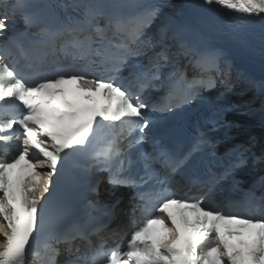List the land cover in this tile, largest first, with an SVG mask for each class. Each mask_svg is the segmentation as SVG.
Wrapping results in <instances>:
<instances>
[{"label": "snow or ice", "instance_id": "snow-or-ice-1", "mask_svg": "<svg viewBox=\"0 0 264 264\" xmlns=\"http://www.w3.org/2000/svg\"><path fill=\"white\" fill-rule=\"evenodd\" d=\"M4 2L0 0V5ZM202 3L264 19V0ZM22 7L24 0H15L13 15ZM83 15V21L69 20L55 31L41 28L36 35L45 41H26L29 49L39 45L54 56L60 41L61 52L73 50L71 62L49 63L50 75L29 78L17 63L8 62L14 50L19 54V46L0 45V144L15 148L10 160L0 158V264H32L31 257L37 264H58L60 245L68 257L64 264H264V218L228 214L204 203L224 177L197 176L191 182L207 185V191L187 199L174 197L167 187L208 143L203 134L181 156L157 149L149 135L154 124L149 112H171L180 103H190L201 87L211 86V80L186 78L178 65L181 56L190 55L187 49L171 51L163 34L144 38L155 10L129 21L106 17L100 6L87 4ZM22 19L25 31L19 35L27 36L36 19L29 14ZM11 22L7 12L0 13V36ZM141 57L146 63L137 60ZM94 66L110 75L97 76ZM197 66L208 71L215 59L201 58ZM125 68L129 75L121 82ZM165 86L166 102L149 103L146 94ZM178 88L183 96L174 103ZM101 129L108 130L110 138L93 149ZM143 143H151L152 151H140ZM83 153H88L93 167L108 173L114 186L155 184L150 194L138 193L144 219L128 234L125 251L118 244L105 251L101 242L81 255L74 242L87 237L78 228L50 232L37 246L42 212L38 205L61 161ZM136 165L143 166L142 175L132 174ZM230 172L226 170L225 176ZM257 203L264 207V198L257 200L250 190L244 206L251 209Z\"/></svg>", "mask_w": 264, "mask_h": 264}, {"label": "bare ground", "instance_id": "bare-ground-1", "mask_svg": "<svg viewBox=\"0 0 264 264\" xmlns=\"http://www.w3.org/2000/svg\"><path fill=\"white\" fill-rule=\"evenodd\" d=\"M179 17V10L177 8H170L168 11H165L161 18L157 21L155 24L154 29L152 30L153 33L154 31L157 30H166L167 27L172 26ZM253 20L259 24L263 30H264V19H261L258 16H252ZM235 76L237 79H240L239 76L241 77L242 81H257L259 79H264V66L260 63H257L253 61L248 54L242 53V52H237L235 54ZM239 75V76H238ZM242 83V82H241ZM245 87L244 85H242ZM248 86V85H247ZM253 90L250 88L247 89L246 92H240L236 91V95L239 97H243L244 99H248L250 102V105H257L258 100H254L252 97Z\"/></svg>", "mask_w": 264, "mask_h": 264}]
</instances>
